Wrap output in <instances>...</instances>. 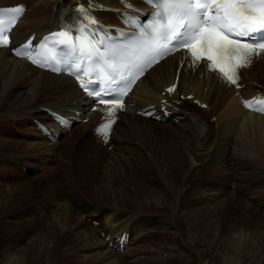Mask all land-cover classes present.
<instances>
[{"label": "bare ground", "instance_id": "bare-ground-1", "mask_svg": "<svg viewBox=\"0 0 264 264\" xmlns=\"http://www.w3.org/2000/svg\"><path fill=\"white\" fill-rule=\"evenodd\" d=\"M100 1L117 7L116 0ZM16 2L28 5L13 32L18 43L31 32L41 35L52 29L76 0H0V6ZM98 14L105 22H114L113 13ZM179 59L178 55L168 58L137 84L134 106L115 125L105 168H99L101 175L98 172L94 178L85 177L86 169L78 166L91 156L76 164L77 150L70 137L49 142L30 124L33 118H46L40 110L43 107L85 110L82 103L86 98L69 77L36 69L0 49V167L11 172L22 166L27 169L25 175L30 171L40 174L46 168L41 178L47 182L43 193L48 202L40 205L57 207L52 213L59 214L47 219L48 212L39 210V204L31 211L21 204L32 184L40 180L34 175L26 176L25 183L0 184V223L5 228L21 225L33 230L28 244L15 253L12 246L1 260L7 264H164L176 252L155 248L139 258L134 251L130 260H124L107 243H99L98 228L103 225L116 235L129 229L144 235L135 228L143 214L152 229L179 238L182 251L195 264H264V225H257L249 213L255 207L264 210V183L254 192L263 193L262 199L251 195L252 181L264 180V165L259 160L264 156V116L244 110L236 90L215 72L207 71L205 64L196 68L183 65L175 94L161 95L173 83ZM260 62L256 65L253 59L251 72L255 69L264 74V61L263 65ZM190 94L207 108L184 99V107L179 106L181 112L175 115L181 116L178 123L135 115L136 109L160 98L174 100ZM88 115L95 119L98 113ZM207 116L216 121L210 123ZM87 126L79 124L80 134H88ZM85 178L86 184L93 182L94 200L85 201L76 191H85ZM254 197L257 201L252 202ZM94 213L99 221L96 227L87 222ZM12 214L21 217L19 222L8 221ZM57 221L68 230L57 231ZM65 239L76 245L72 247ZM71 248L78 251L70 252Z\"/></svg>", "mask_w": 264, "mask_h": 264}, {"label": "snow or ice", "instance_id": "snow-or-ice-1", "mask_svg": "<svg viewBox=\"0 0 264 264\" xmlns=\"http://www.w3.org/2000/svg\"><path fill=\"white\" fill-rule=\"evenodd\" d=\"M164 17L158 35L165 42L178 41L188 48L194 61L206 59L210 70H219L232 84L237 69L247 66L250 54L264 52V0H149ZM95 24L94 18H90ZM0 25V45L8 37ZM178 45V46H179ZM17 55L20 52L17 51ZM35 62V61H34ZM43 66V65H41ZM59 71L58 68H52ZM85 91L88 87L81 84ZM173 89H168L172 91ZM99 96V93H97ZM105 101L101 99V103ZM250 106L249 102H245ZM117 108L123 107L120 98ZM111 112V109L109 110Z\"/></svg>", "mask_w": 264, "mask_h": 264}, {"label": "rangeland", "instance_id": "rangeland-1", "mask_svg": "<svg viewBox=\"0 0 264 264\" xmlns=\"http://www.w3.org/2000/svg\"><path fill=\"white\" fill-rule=\"evenodd\" d=\"M254 60H255L256 65H257V63H259V61H261L260 63L263 65L264 56L259 55L258 57L254 58ZM253 70L254 71L251 72V68H249L247 71H245V73L243 75L244 81L246 83L249 81V83H247L248 85L246 88V89H248V91L246 93L248 96H250L254 92L255 88L257 87L255 85H253V84H256L254 82H257V83L264 85V74H263V72H262L263 75H261V71H256L255 69H253ZM206 118H207V121H209V120L211 121V120H213L214 117L207 116ZM78 132L79 131H77L69 140V141H71V144L76 146L77 152H76L75 159L78 160V161L75 160V161H77L76 164L79 162H82L84 159H87L86 157L89 158L91 156V158H89L91 160H89L85 165L79 163L78 166L82 165L81 166L82 171H85V169H86L85 177H86V175L87 176L90 175L89 177H91L93 175V177L96 178L97 175H95V174L99 172V170H100L99 168H101V167H102V169L105 168L103 162L105 161V159H107V154H108L107 152H109L111 150V147L108 149L100 148L99 152H96V149L92 147L94 144L89 142V140L84 139L83 136L81 137V135ZM69 147H70V145H69ZM93 159L97 160V164H95ZM259 160L264 165V156H261L259 158ZM73 162H74V160H73V158H71L70 163H73ZM55 165H57V164H55ZM85 166H88V167H85ZM2 170H4V171H2ZM15 170H17V172H19V173L21 172L23 175L19 174L20 175L19 176L18 174L14 173ZM15 170L10 172L6 168L3 169L0 167V184L5 183V185H9V183L10 184H14V183L16 184V182L17 183H25V182H27V179H28L26 176L30 177L31 175H34L35 177H37V179L39 178L40 180L38 179L39 181L38 182L36 181L37 183H35V186H34V183L32 184V188H31L29 195L26 198L21 199V204L23 205L24 208H26V210L29 208V211H31L32 209L35 208V206H38L37 204L40 205V203H47L48 201H46L47 199L45 198L44 193H43V186L47 182H45L44 178L43 179L41 178L43 176V174H46L45 172L47 169L43 168L40 171L42 173L37 174V175H36V173H34V174L30 173L28 175H25V174H27L25 171V168H23L21 166L16 167ZM99 174L101 175V172H99L98 175ZM75 178L78 179L77 175L75 176ZM95 180H98V179H95ZM57 182H58V184H61L62 180H57ZM82 182H84V184H85V186H84L85 191L76 190L77 193L83 199H85V201L94 200V197H92L91 188H90L92 186L93 182H89L86 184V182H87L86 178L83 179ZM263 183H264V180H262V178L260 179L259 183L257 180L252 181L251 195H255L257 197H259V195H260L259 198H261L263 193L257 194L254 192H258L260 190V188H263ZM63 185H61L62 188L64 187ZM230 188L234 189L233 187H230ZM0 189H2V186L0 187ZM31 193H33V195ZM245 197H246V195H245ZM257 197H254L255 199L252 198V202L254 200L257 201ZM43 201H45V202H43ZM262 201L264 202V197H263ZM55 208H57V207H47V206H43V205H40L38 207L39 210L43 211L45 209L48 212L47 219L58 217L59 214L54 215V213H52L55 210ZM104 208L106 209L105 206H104ZM262 208L263 207L256 209V207H255V209L251 208V210L249 211V213L253 217V221L259 226L264 225V210H262ZM239 211L240 210L237 208L236 212H239ZM20 218H21L20 216L12 214L8 221L19 222ZM159 218L161 219V217H159ZM87 219H88V217H87ZM87 222L90 224L91 223L90 219H88ZM72 225H74V223ZM55 226H56L57 231L58 230L60 231L61 228L65 227L60 221H57ZM13 228H11V227L5 228L4 225L2 223H0V264H7L6 260H1V257L5 251H7L8 249H10L13 246L16 249V250L15 249L13 250V253L17 252L21 246L29 243V237L33 233L32 227L30 228V227H25V226L20 225L19 228H17V227L14 229ZM99 228H98V234H97L98 236L97 237L99 238L98 239L99 243L101 242L100 244L105 243L101 239L102 236L100 237V235H99L100 232L105 231L107 234L116 235L114 233H108L107 227H105L104 225L99 226ZM135 228H136V230L137 229L143 230L144 235H141V234L135 235V230L129 229L130 231H132L130 243H129V244H132V246H130L126 251H124V253H120L121 255L125 256L124 260H126V259L130 260L132 258V256H131L132 254H130V253H133L134 251L137 252L135 256L140 258V257H143L144 255H146V253H148L147 250H149L152 253V249L162 248V249H160L161 252H166L168 254H170V251L176 252L175 255H169V257L167 258L168 260L165 262L166 264H168L167 263L168 261H169V264H195L193 259L185 251H182L183 244L179 238L173 237L170 233H167V231L160 230L159 228L152 229V226L148 222H146V217H143V214L139 217V223H137V226H135ZM117 229H121V226H119ZM65 230H68V229H66V227H65ZM65 230H63V231H65ZM64 234L66 236V239H68V236H67L68 234H66V233H64ZM66 239H65V242H68L69 240H66ZM69 242H70V244H72L71 245L72 247L76 245L73 240L72 241L70 240ZM67 245L68 244L64 245L63 247H66ZM179 245H181V246H179ZM74 250L78 251V249H76V248H74V249L71 248L70 252H73ZM157 253H159V252H157ZM120 254H118V255H120ZM163 254H164V256H166L165 253H163ZM140 261L141 262L143 261V263L145 262L144 259L140 260ZM83 264H87V263L84 262ZM125 264H132V262L127 261Z\"/></svg>", "mask_w": 264, "mask_h": 264}]
</instances>
